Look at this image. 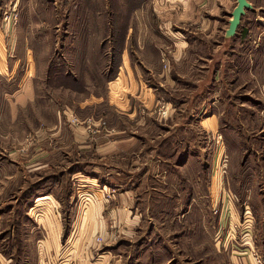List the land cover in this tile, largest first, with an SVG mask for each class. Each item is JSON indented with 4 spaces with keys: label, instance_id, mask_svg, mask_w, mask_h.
I'll use <instances>...</instances> for the list:
<instances>
[{
    "label": "rangeland",
    "instance_id": "1",
    "mask_svg": "<svg viewBox=\"0 0 264 264\" xmlns=\"http://www.w3.org/2000/svg\"><path fill=\"white\" fill-rule=\"evenodd\" d=\"M248 1L226 38L237 0H0V255L8 264H48L44 207L31 208L51 193L46 216L59 210L63 242L99 201H110V226L116 194L130 191L138 226L124 243L115 227L96 238L103 264H132L127 255L140 246L148 252L153 223L166 226L170 243L182 229L194 257L200 244L204 255L218 244L241 253L247 210L251 238L264 244V0ZM29 85L33 101L6 96L19 89L23 97ZM67 243L51 262L68 263Z\"/></svg>",
    "mask_w": 264,
    "mask_h": 264
},
{
    "label": "crops",
    "instance_id": "2",
    "mask_svg": "<svg viewBox=\"0 0 264 264\" xmlns=\"http://www.w3.org/2000/svg\"><path fill=\"white\" fill-rule=\"evenodd\" d=\"M211 4H213L216 0H209ZM208 35H216V32L214 29L210 30ZM14 51V50H13ZM4 57V56H3ZM3 57H0V62ZM11 61V60H10ZM9 63V62H8ZM7 63V64H8ZM32 87V86H31ZM30 85L29 87H26L24 89L23 97H16V91L18 92L19 89L15 90H8L6 89V96H9L11 98V101H15L17 104L24 105L25 103H28L30 101L34 100L33 96V90L31 89ZM19 88V87H18ZM8 91V92H7ZM18 96V95H17ZM227 111L230 110V106L226 107ZM229 113V112H228ZM228 115V114H225ZM227 120L229 121V126L232 127L234 124L237 123L236 118L232 115L227 116ZM114 143H108V144H101V147H98L97 149L101 150V154L103 155V152L111 151V145ZM116 147V146H115ZM105 150V151H103ZM98 151V150H96ZM109 154L108 153H105ZM96 190V189H95ZM74 192V190H73ZM130 191L124 190L120 193L116 194L117 200L115 209H111V212H115L119 214V218L117 217L115 220V216L110 219V226L109 222L104 217V212L106 210V204L110 203V201H102L97 202L91 205L86 212H84L82 215L80 214L78 216L77 221H73L72 227L73 231L70 236L65 239L63 242L62 236L65 235V230L62 228L63 223L60 219L61 216L57 215L60 214L59 210H54L53 214L46 216L48 206L51 204V198L53 194H41L37 195L34 199V205L32 206V211L36 212L38 214V211L40 210V207H44L43 214L39 217L41 222L40 223L42 229L46 232L43 233V238L39 241L44 246V251L49 254V262L48 264H54V262H51L55 256L59 254L61 251V246H63L66 242L67 245L71 243V248L73 251H71L69 257L67 258L68 263L65 264H103L105 260L103 259H97L94 260V256H96L95 250H93L94 244H97L95 242L97 237H100L101 240L104 241V239L107 240L109 235V230L113 227H115L118 230V234L116 240L119 243H124L125 239H130L126 236H131L130 231H134L139 223V216L138 214H134V212H131L130 210ZM108 193V192H107ZM73 194H71L72 196ZM61 202V201H60ZM60 202L58 201L60 207ZM117 208V209H116ZM57 212V214H56ZM62 212V211H61ZM86 213V214H85ZM248 216L249 220L248 225L246 226V232L244 234V237L248 240L245 242L248 246H246L244 251L239 253L235 248L232 247L231 251L226 253L227 247L222 246L215 248V254L214 256H210L208 254L204 255V244H200L201 251L203 252L201 255H196L195 257L190 255V248L188 244V237H186V234L183 232L182 229H179L177 240H175L173 243H170V240L166 237L168 236V231L163 228V226L158 225L157 223H153L151 225L154 226L155 231V237L150 242V245L148 247V252L142 246L138 248V251L133 253H129L127 255V259H130L132 264H264L258 263L257 258L262 257V254L264 255V246L262 250V245L259 243H254V240L251 238V221L253 222V217H251L250 210H247L246 214ZM250 215V217H249ZM167 221V220H166ZM181 225V228H183L185 225L182 221L180 223H177ZM175 224V225H177ZM203 224V223H202ZM40 227V226H39ZM249 228V229H248ZM63 229V230H62ZM200 229L208 230L209 227H206L204 224L200 227ZM248 229V230H247ZM162 230H165V232H162ZM248 231V232H247ZM208 232V231H207ZM94 236V238H93ZM133 238V237H132ZM130 241V240H127ZM145 243V242H144ZM141 243V244H144ZM136 243H132L134 246ZM259 244V245H257ZM41 245V244H40ZM66 245V244H65ZM98 245V244H97ZM256 249V250H255ZM261 255H256V252H261ZM52 252V253H51ZM123 257H126L123 256ZM12 259L10 257H5L0 255V264H8ZM118 261L122 262L124 261V258L120 257Z\"/></svg>",
    "mask_w": 264,
    "mask_h": 264
},
{
    "label": "water",
    "instance_id": "3",
    "mask_svg": "<svg viewBox=\"0 0 264 264\" xmlns=\"http://www.w3.org/2000/svg\"><path fill=\"white\" fill-rule=\"evenodd\" d=\"M252 5L248 0H237V4L230 14L228 21V28L225 31V37L230 38L236 33L240 24L242 16L245 14L246 9H251Z\"/></svg>",
    "mask_w": 264,
    "mask_h": 264
},
{
    "label": "built area",
    "instance_id": "4",
    "mask_svg": "<svg viewBox=\"0 0 264 264\" xmlns=\"http://www.w3.org/2000/svg\"><path fill=\"white\" fill-rule=\"evenodd\" d=\"M261 259H262V257H258V258H257L258 263H262V262H264V258H263L262 260H261Z\"/></svg>",
    "mask_w": 264,
    "mask_h": 264
}]
</instances>
